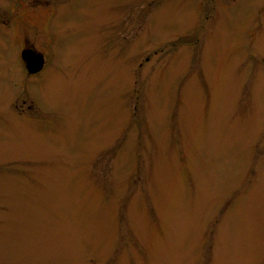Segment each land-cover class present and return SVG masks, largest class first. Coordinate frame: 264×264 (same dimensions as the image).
<instances>
[{
    "label": "rangeland",
    "instance_id": "374dc122",
    "mask_svg": "<svg viewBox=\"0 0 264 264\" xmlns=\"http://www.w3.org/2000/svg\"><path fill=\"white\" fill-rule=\"evenodd\" d=\"M0 264H264V0H0Z\"/></svg>",
    "mask_w": 264,
    "mask_h": 264
},
{
    "label": "water",
    "instance_id": "95a60500",
    "mask_svg": "<svg viewBox=\"0 0 264 264\" xmlns=\"http://www.w3.org/2000/svg\"><path fill=\"white\" fill-rule=\"evenodd\" d=\"M21 57L25 62V66L29 73L39 71L44 63V57L41 53L28 47L21 51Z\"/></svg>",
    "mask_w": 264,
    "mask_h": 264
}]
</instances>
